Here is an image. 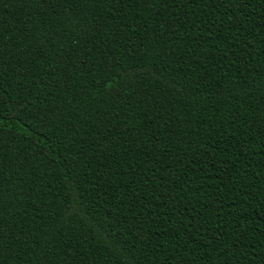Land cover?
<instances>
[{
	"label": "trees",
	"instance_id": "1",
	"mask_svg": "<svg viewBox=\"0 0 264 264\" xmlns=\"http://www.w3.org/2000/svg\"><path fill=\"white\" fill-rule=\"evenodd\" d=\"M0 264H264V0H0Z\"/></svg>",
	"mask_w": 264,
	"mask_h": 264
}]
</instances>
